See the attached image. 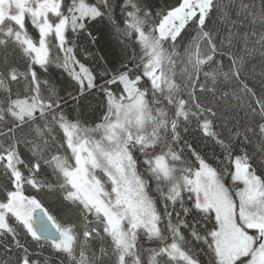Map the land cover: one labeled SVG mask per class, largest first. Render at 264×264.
Listing matches in <instances>:
<instances>
[{
	"label": "snow or ice",
	"instance_id": "1",
	"mask_svg": "<svg viewBox=\"0 0 264 264\" xmlns=\"http://www.w3.org/2000/svg\"><path fill=\"white\" fill-rule=\"evenodd\" d=\"M0 264H264V0H0Z\"/></svg>",
	"mask_w": 264,
	"mask_h": 264
},
{
	"label": "trees",
	"instance_id": "2",
	"mask_svg": "<svg viewBox=\"0 0 264 264\" xmlns=\"http://www.w3.org/2000/svg\"><path fill=\"white\" fill-rule=\"evenodd\" d=\"M156 2H157V3H160V2H161V0H156ZM169 2H172V0H169ZM29 30H30V31H32V29H31V26H30V25H29ZM49 206H51V205H49Z\"/></svg>",
	"mask_w": 264,
	"mask_h": 264
}]
</instances>
